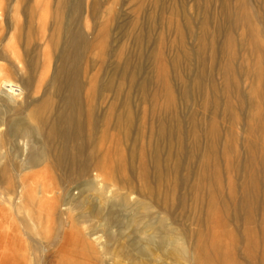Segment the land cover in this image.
<instances>
[{"label":"rangeland","instance_id":"374dc122","mask_svg":"<svg viewBox=\"0 0 264 264\" xmlns=\"http://www.w3.org/2000/svg\"><path fill=\"white\" fill-rule=\"evenodd\" d=\"M101 1L96 22L82 20L90 37L94 22L107 24L86 81L116 65L113 91L94 90L87 99L106 119L102 130L86 134L85 153L97 151L88 162L94 177L101 175L97 187L108 182L128 193L131 203L148 206L159 234L180 239L184 251L154 249L159 264H264V0ZM57 2L0 0V66L14 74L0 89L14 93V106L31 103L20 116L33 126L41 120L32 114L34 101L56 63ZM119 15L128 33L114 41ZM132 72L142 81L137 86L128 84ZM125 112L130 121L120 117ZM23 139L2 150L14 186L1 179L0 191L17 183L25 192L21 209L0 201V264L151 262L135 255L133 240L144 234L126 218L112 227L118 236L110 241L99 218L80 215L78 199L100 202L96 191L85 192L81 164L71 179L50 164L22 171L33 140Z\"/></svg>","mask_w":264,"mask_h":264},{"label":"bare ground","instance_id":"6f19581e","mask_svg":"<svg viewBox=\"0 0 264 264\" xmlns=\"http://www.w3.org/2000/svg\"><path fill=\"white\" fill-rule=\"evenodd\" d=\"M102 9L103 2L101 0H94L92 2L87 0H58L52 25L53 29L57 31L56 36L59 41H57L58 43L54 50L56 63L51 78L44 89L43 96L41 99L34 101L36 104L33 106L32 114L41 119L37 126L31 125L25 116H20L26 109V104L28 107L31 105L27 100L28 98L26 99L25 106H14V101L16 100L14 93L6 92V95H2L3 91L0 89V166L2 164L0 184L1 179H8L9 186H14L11 170L3 162L6 158L5 153L2 151L3 147L8 143L15 144L16 146L19 140L21 141L24 137L25 139L26 137H31V140L33 139L32 146H29L31 149H29L26 159L20 163L22 171L36 169L39 166L50 164L60 169L62 176L65 177L66 175V178L71 179L73 169L78 164H81L80 174L89 177L83 184L84 190L85 192L96 191L95 195H97L100 202L98 201L97 204H93L94 202H91L89 196L86 197L84 195V198L82 195V198L77 200V208L80 210V215L82 217L95 216L99 218L107 229V235L110 241L116 239L118 236V234L115 235L112 233V227L117 226V224L120 225L121 218H126V221L130 225L137 227V232L144 234V237H136L133 240L136 246L135 255L138 258H145L146 260L151 257V262L147 261L145 264H159V256L153 260L154 249L169 247V253L171 255L179 251H184L186 249L180 243V239L172 232L159 234V226H157V221L147 211L148 206H143L141 202L131 203L128 193H123L118 188L113 191V185L108 182H104L103 188L97 187L98 182L102 181L100 178L101 175L94 177L88 165L89 160L98 157L96 156L97 151L94 152V150H91L89 154L85 153L91 141H88L86 138L88 129L90 130L91 127L94 131L93 133H97L106 124L105 115L102 117L96 115L97 104H89V100L87 101V99H89L91 92L94 90L100 96L106 92L113 91L114 88L111 79L113 77L114 67L116 66L115 64H112L109 68L107 67L101 76L97 78L93 76L86 81L87 73L89 74L90 71H95L97 63L89 55L97 46V43L100 42V31L104 30V28L106 29L107 25L106 21L102 24L95 23L96 18L101 15ZM85 16H90L95 20V25L92 27L94 31L92 37L82 27V20ZM114 20L116 23L113 22L112 29L115 34L114 41H117L128 33V27H126L128 20L122 18L120 15L116 16ZM111 47L108 50L110 56L115 54L113 45ZM33 61L35 62V58ZM12 75H14L12 71H6L4 66H0V83L9 82ZM129 78H131L128 81L130 86H137L136 84L141 81L139 76L138 83H136L134 72L129 75ZM22 83L29 96L31 86L30 77L22 78ZM10 85L12 84L10 83ZM11 88L13 87L11 86ZM112 105L114 104L112 103ZM3 112L7 115L4 118L2 117ZM125 115H127V120L130 121L129 113H121L120 117L122 118ZM35 146L39 147L36 148ZM72 146H75L74 153H71ZM70 148L71 150H69ZM49 155L52 156L51 161L48 158ZM12 165H14L13 162ZM15 186L14 189L10 187L5 188V191L2 189L3 192H1L2 190L0 191V201L3 203L7 202L9 205L21 209L23 206L19 204L22 203L21 201L24 197V185H18L16 183ZM78 186L80 188L81 185L78 184ZM1 187L0 185V189ZM108 193L112 195L108 196ZM63 202L64 200L61 202V206H64L63 204L66 203ZM54 205L52 208H56V204ZM61 210L63 211L65 209L62 208ZM121 226L123 227L122 224ZM1 239H3L2 234H0V243ZM1 245L4 246V244ZM6 253L7 257H10L8 256L9 252ZM116 256L118 257L119 254H116ZM188 258L191 260L195 258L193 252H189ZM9 259V262H11V258ZM114 264L121 263L116 260Z\"/></svg>","mask_w":264,"mask_h":264}]
</instances>
